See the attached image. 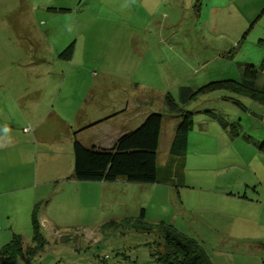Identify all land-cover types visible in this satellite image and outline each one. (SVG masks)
Listing matches in <instances>:
<instances>
[{
	"label": "rangeland",
	"instance_id": "rangeland-1",
	"mask_svg": "<svg viewBox=\"0 0 264 264\" xmlns=\"http://www.w3.org/2000/svg\"><path fill=\"white\" fill-rule=\"evenodd\" d=\"M142 1L0 0V253L14 233L23 237V254L0 264H159L168 226L196 239L212 264H264V99L229 88L197 92L241 81L247 64L261 68L264 0ZM72 42L68 60L61 53ZM260 74L255 93L264 98ZM95 78L111 83L113 96L135 99L140 116L128 131L153 112L164 115V130L178 125L167 93L192 112L180 173L164 180L172 139L163 135L157 193L151 187L102 199L99 185H88L81 198L69 187L45 203L52 218L38 212L34 229L22 215L37 159L56 153L73 173V143L39 146L34 116L16 110L10 96L39 82L49 95L68 79L77 87L64 93L77 97ZM181 86L192 91L186 103Z\"/></svg>",
	"mask_w": 264,
	"mask_h": 264
},
{
	"label": "crops",
	"instance_id": "crops-1",
	"mask_svg": "<svg viewBox=\"0 0 264 264\" xmlns=\"http://www.w3.org/2000/svg\"><path fill=\"white\" fill-rule=\"evenodd\" d=\"M145 2L146 0H143L142 4ZM72 44H74L73 53L68 60H73L75 58V42H72ZM35 70L36 69H31L30 75L39 79L41 73L39 71V74H36L34 72ZM94 74L96 75V71H94ZM69 76L70 74H68V78ZM87 83L88 82L80 85L79 95L77 97L71 96L70 93H64L65 88L73 90L77 87L75 83L68 82V79L64 82L54 84L53 87L55 88V92H51L49 95L43 93L41 87L39 86V82L38 84H33L32 87H27L25 89L22 88L17 95L13 94L10 96L16 110L31 113L34 116L35 128L33 129V133L39 146L48 147L52 150H58L60 148V141L63 140L67 143H74V139L77 138L85 147L88 148L95 147L99 149H111L115 146L117 140L123 134L127 133L128 129L134 125V121L140 116V113L133 111L136 108L135 99L129 97L128 94H125L121 99L117 94L113 96L110 87L112 84L106 80H102V78H95V80H92L90 84ZM4 88L5 85L0 84V90ZM122 91L125 92V90ZM168 95L171 94L167 93L165 100ZM12 97H15V99ZM46 97H48V99ZM125 101H128L126 108L120 109V104ZM111 103H114V105L111 106ZM1 104L2 101L0 99V105ZM1 115L0 106V117ZM210 119L211 118H209V120ZM176 129L177 125L174 124L172 130H164L162 124L160 141L161 137L165 135L169 138V140L172 139V144L175 138ZM167 144L169 145V143ZM188 145H190L189 134ZM170 148L168 157L172 160ZM53 154L54 155L50 158L47 157V155L42 154V161L41 158L37 159L36 174L31 179V184L28 186L30 187L31 192L27 195L26 210H24L22 215V217L26 220L30 218L33 220L35 216L39 223L40 215L37 214L38 212H41L42 216L52 218L51 213L46 209L47 206L45 203L54 199L59 193L68 191L69 187L75 189V196L85 198L89 194L88 189L93 187L88 185H99L98 187L101 189L100 195L102 199L108 196L111 197V195L116 196L117 194L119 195V198H127L131 194L130 190L138 189L141 192H145V190L149 191V189L153 187L157 193L159 189L157 185L160 183L137 184L128 182L124 178H119L114 182L79 181L74 175V170L73 173H71L69 169L65 170L64 162L58 158L56 153ZM182 159L183 158H177V162H174L172 165H177L178 162L182 163ZM39 162H42V164L39 165ZM169 175L171 174H168V176ZM171 177H167L166 175L164 180L168 182L167 180ZM145 187H147V189ZM21 189L22 187H17V189L15 188L14 190ZM69 196L70 195H68V197ZM14 236L21 238L23 241L21 234L14 233L12 239Z\"/></svg>",
	"mask_w": 264,
	"mask_h": 264
},
{
	"label": "trees",
	"instance_id": "trees-1",
	"mask_svg": "<svg viewBox=\"0 0 264 264\" xmlns=\"http://www.w3.org/2000/svg\"><path fill=\"white\" fill-rule=\"evenodd\" d=\"M264 14V7L262 13ZM74 44H70L62 51L61 55L70 58L73 53ZM254 64H247L243 71L241 81H220L204 86L200 90L209 87V89L229 88L241 93L248 92L257 99H264L256 92V80L258 73L264 71V62L258 71ZM257 72V74H256ZM189 87L181 86V96L183 102H187L190 93ZM255 93V94H254ZM168 95L166 101L170 104L169 112L174 113L179 110L178 116L181 121L177 125L174 141L171 144L170 155L172 160L164 168H168L169 177L179 175L181 162L177 165H171L177 162V158H183L188 152V134L193 128L194 120L192 112L178 108L179 102ZM239 101H236V103ZM211 116L219 119L222 124L225 122L222 117H217L211 113ZM164 115L158 112L150 113L142 124L136 129L123 134L111 149H99L85 147L77 138L74 139V175L77 180L91 182L103 181L114 182L119 178H124L131 183L158 184V149L160 134L162 129ZM176 158V159H174ZM163 168V169H164ZM175 173V174H174ZM168 177V175H167ZM145 215V210H142ZM34 229H38L39 223L36 217L33 218ZM35 233V231H34ZM35 238V237H34ZM165 246L164 251L159 254L157 261L159 264H212L205 251L198 244V241L192 237L181 235L175 228L170 226L165 228ZM42 241L43 238L41 239ZM21 238H14L5 246L0 253V259L6 263L18 258L22 253Z\"/></svg>",
	"mask_w": 264,
	"mask_h": 264
},
{
	"label": "built area",
	"instance_id": "built-area-1",
	"mask_svg": "<svg viewBox=\"0 0 264 264\" xmlns=\"http://www.w3.org/2000/svg\"><path fill=\"white\" fill-rule=\"evenodd\" d=\"M25 130H26V131H30L31 128H30V127H26ZM0 230H1V226H0Z\"/></svg>",
	"mask_w": 264,
	"mask_h": 264
}]
</instances>
